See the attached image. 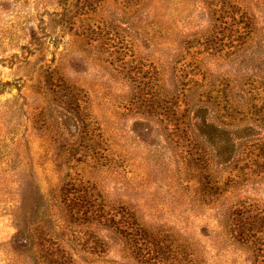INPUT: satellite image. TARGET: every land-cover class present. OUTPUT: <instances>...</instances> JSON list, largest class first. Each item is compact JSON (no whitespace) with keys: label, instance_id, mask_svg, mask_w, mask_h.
<instances>
[{"label":"rangeland","instance_id":"obj_1","mask_svg":"<svg viewBox=\"0 0 264 264\" xmlns=\"http://www.w3.org/2000/svg\"><path fill=\"white\" fill-rule=\"evenodd\" d=\"M0 264H264V0H0Z\"/></svg>","mask_w":264,"mask_h":264}]
</instances>
